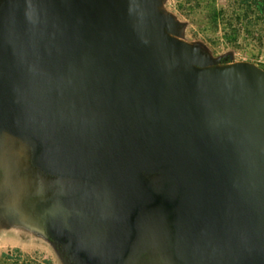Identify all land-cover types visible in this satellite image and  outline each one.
<instances>
[{"label":"water","instance_id":"1","mask_svg":"<svg viewBox=\"0 0 264 264\" xmlns=\"http://www.w3.org/2000/svg\"><path fill=\"white\" fill-rule=\"evenodd\" d=\"M162 3L0 0V183L68 264H264V69Z\"/></svg>","mask_w":264,"mask_h":264},{"label":"rangeland","instance_id":"2","mask_svg":"<svg viewBox=\"0 0 264 264\" xmlns=\"http://www.w3.org/2000/svg\"><path fill=\"white\" fill-rule=\"evenodd\" d=\"M162 8L182 24L180 39L200 44L221 63L249 61L264 69V0H163ZM5 153L15 166L24 164L19 149ZM7 170L0 183V264H68L20 212L22 182Z\"/></svg>","mask_w":264,"mask_h":264}]
</instances>
